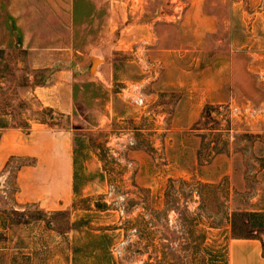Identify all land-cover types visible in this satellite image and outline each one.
Segmentation results:
<instances>
[{
  "label": "rangeland",
  "instance_id": "1",
  "mask_svg": "<svg viewBox=\"0 0 264 264\" xmlns=\"http://www.w3.org/2000/svg\"><path fill=\"white\" fill-rule=\"evenodd\" d=\"M168 1L0 0V130L57 117L73 128L77 165L71 205L47 211L17 194V168L30 158L0 163V264H229L231 238L253 236L264 254V0H208L223 30L236 28L213 60L237 76L198 124L202 168L164 180L157 166L166 162L172 111L149 109L159 69L142 59L143 47L133 54L117 39L133 6L155 13ZM57 41L107 58L97 70L100 59L82 63L72 115L32 91L61 65L54 52L71 48ZM136 84L143 104L132 99Z\"/></svg>",
  "mask_w": 264,
  "mask_h": 264
},
{
  "label": "crops",
  "instance_id": "2",
  "mask_svg": "<svg viewBox=\"0 0 264 264\" xmlns=\"http://www.w3.org/2000/svg\"><path fill=\"white\" fill-rule=\"evenodd\" d=\"M179 1L184 8L177 9V4L169 0L165 7H158L155 13L147 7L132 5V16L122 21L121 34L117 39L119 47L131 50L133 54L143 47L147 52L142 59L153 61L159 69L150 84L152 94L159 100L149 109L172 111L169 119L171 129L164 137L166 162L162 169L157 166V173H165L164 180L169 176L183 175L191 171L190 167L202 168L199 148L203 133L198 124L204 110L228 93L229 88L233 87L231 82L237 76L235 71L225 73V66L220 65L218 59L213 60L214 55L216 57L221 53L219 46L230 44L229 39L234 35L231 32L236 28L229 23L231 28L224 29L227 36L222 37L220 33L224 27L218 16L219 9L212 8L208 0ZM71 2L74 4V0ZM231 10L235 12L234 5ZM70 12L72 26L73 9ZM175 12H179L178 19L166 22L161 19L162 15ZM127 29L132 31L131 37L124 34ZM231 44L236 45L235 41ZM53 45H57L55 48L65 45L71 48L67 52H54L51 61L61 65L52 71L48 82L35 84L32 91L56 114L72 115L77 110L74 96L76 81L83 69L82 63L91 59L92 52L84 56V51L75 48L72 41L66 44L57 41ZM103 62H107L106 57H100L95 70L101 68ZM93 69L90 67V72ZM250 75L248 73L246 76L251 78ZM149 78L147 76L145 79ZM57 119L50 118L54 122H35L27 129L4 126L0 130V163L4 164L13 155L30 158L16 171L19 200L35 202L47 211L71 205L77 180L73 128L59 125ZM208 157H211V162L207 158L204 161L212 164L216 156L212 154ZM139 160L141 166H146L142 165L144 159ZM157 177L160 179L161 175L157 174ZM228 261L229 264H264L262 241L254 236L231 238Z\"/></svg>",
  "mask_w": 264,
  "mask_h": 264
},
{
  "label": "built area",
  "instance_id": "3",
  "mask_svg": "<svg viewBox=\"0 0 264 264\" xmlns=\"http://www.w3.org/2000/svg\"><path fill=\"white\" fill-rule=\"evenodd\" d=\"M132 92V99L137 102L138 104H143L144 103V97L141 94V91L138 89V85H134V87H132L130 89Z\"/></svg>",
  "mask_w": 264,
  "mask_h": 264
},
{
  "label": "water",
  "instance_id": "4",
  "mask_svg": "<svg viewBox=\"0 0 264 264\" xmlns=\"http://www.w3.org/2000/svg\"><path fill=\"white\" fill-rule=\"evenodd\" d=\"M100 58H98L97 56H92L91 60H92V65L96 64L97 61H99ZM92 67V66H91ZM93 68V67H92Z\"/></svg>",
  "mask_w": 264,
  "mask_h": 264
},
{
  "label": "trees",
  "instance_id": "5",
  "mask_svg": "<svg viewBox=\"0 0 264 264\" xmlns=\"http://www.w3.org/2000/svg\"><path fill=\"white\" fill-rule=\"evenodd\" d=\"M206 114H209V113L206 112Z\"/></svg>",
  "mask_w": 264,
  "mask_h": 264
}]
</instances>
